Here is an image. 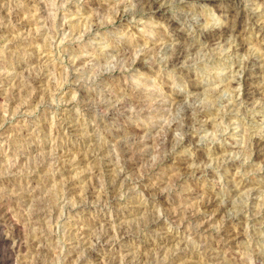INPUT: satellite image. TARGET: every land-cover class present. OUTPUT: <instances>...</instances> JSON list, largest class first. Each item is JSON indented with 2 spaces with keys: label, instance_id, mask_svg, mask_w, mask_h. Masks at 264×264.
Listing matches in <instances>:
<instances>
[{
  "label": "rangeland",
  "instance_id": "1",
  "mask_svg": "<svg viewBox=\"0 0 264 264\" xmlns=\"http://www.w3.org/2000/svg\"><path fill=\"white\" fill-rule=\"evenodd\" d=\"M149 1L0 0V264H264V0Z\"/></svg>",
  "mask_w": 264,
  "mask_h": 264
},
{
  "label": "bare ground",
  "instance_id": "2",
  "mask_svg": "<svg viewBox=\"0 0 264 264\" xmlns=\"http://www.w3.org/2000/svg\"><path fill=\"white\" fill-rule=\"evenodd\" d=\"M148 1V0H147ZM195 1H210V0H195ZM221 1H227V0H221ZM231 1V0H230ZM151 2V3H150ZM149 4L151 6V8H158L160 6V4L158 5V2L157 0H151L149 1ZM160 8V7H159ZM249 17V16H248ZM225 28H222L223 30L222 31H225L224 29H229L231 26L230 25H226L224 26ZM226 29V30H227ZM219 34V31L218 32H213L209 37L208 39H212V38H215L217 35ZM244 43V42H243ZM185 49L183 46H178L175 48V51L173 52L172 56L173 58H171L170 60L171 63H177L178 61H180V59L182 58V56L184 55L185 53ZM141 62H143V60H140L139 63L141 64ZM255 149H256V153H259V154H263L264 153V141H260V140H255ZM264 155V154H263ZM2 230V229H1ZM4 236H1V239L3 240V245H4V253L6 252L7 255L4 254V257L6 256V258H9V261L11 256H12V250L10 249L11 247H9V244L8 241L4 240L3 239ZM14 250V249H13ZM12 264V263H10Z\"/></svg>",
  "mask_w": 264,
  "mask_h": 264
}]
</instances>
